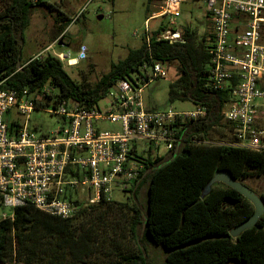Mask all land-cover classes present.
I'll list each match as a JSON object with an SVG mask.
<instances>
[{"label": "trees", "instance_id": "1", "mask_svg": "<svg viewBox=\"0 0 264 264\" xmlns=\"http://www.w3.org/2000/svg\"><path fill=\"white\" fill-rule=\"evenodd\" d=\"M148 1L151 5L154 0ZM150 5L147 20L156 13ZM58 6L43 4V0H9L0 11L3 89L34 92L48 84L56 89L61 101L72 100L88 109L103 99L118 79L128 77L152 59L168 67L176 65L177 78L169 85L170 102L190 101L206 106L208 112L206 117L186 123L177 152L149 160L130 191L129 202L102 200L79 211L73 219L52 216L31 205L16 208L13 221L0 220V264H83L94 253V222L100 224L114 211L125 212L128 234L138 249L135 254L118 253L116 264H264V215L255 227L233 238L230 232L254 215L252 203L221 183L201 199L217 171H228L239 182L264 178V151L184 143V139L208 138L222 124L221 112L229 99L228 91L205 86L210 64V20L206 17L210 25L201 37L190 25H182L181 36L174 42L158 40L167 28L164 23L159 25L140 48L129 50L125 58L113 63L108 73L90 85L74 81L50 54L22 64L24 33L33 12L45 8L62 14ZM58 22L61 28L71 23L63 14ZM18 61L21 69L17 68ZM9 124L16 126V122ZM144 190L145 206L140 198ZM258 195L264 202V193ZM81 216L87 217L86 224L77 233L74 222ZM145 243L166 252L161 263L150 259Z\"/></svg>", "mask_w": 264, "mask_h": 264}, {"label": "built area", "instance_id": "2", "mask_svg": "<svg viewBox=\"0 0 264 264\" xmlns=\"http://www.w3.org/2000/svg\"><path fill=\"white\" fill-rule=\"evenodd\" d=\"M185 1L160 0V10L153 17L164 18L167 28L158 40L180 38L177 20ZM205 3V16L212 25L205 86L228 91L229 99L221 112L222 124L213 129L218 137L210 134L205 139H184V143L264 151V0ZM87 53L82 44L76 58L57 52L52 56L73 67L85 60ZM166 76V65L151 59L138 71L118 79L108 94L88 109L72 100L61 101L48 84L30 92L6 90L0 83V208L8 210L0 220L13 221L15 209L27 205L73 219L102 200L114 201V187L130 195L149 160L177 152L186 123L202 119L208 112L200 104L183 112L147 108L145 87ZM103 100L106 102L100 106ZM11 110L27 117L35 111L48 112L61 119V126L49 134L31 130L27 121L14 120L16 126L11 127L5 121ZM106 124L113 128L104 130Z\"/></svg>", "mask_w": 264, "mask_h": 264}, {"label": "rangeland", "instance_id": "3", "mask_svg": "<svg viewBox=\"0 0 264 264\" xmlns=\"http://www.w3.org/2000/svg\"><path fill=\"white\" fill-rule=\"evenodd\" d=\"M9 3V0H0V11ZM43 4L59 5L57 9L65 15L71 23L61 28L58 22L57 10L52 12L45 8L36 9L31 17L29 28L25 31V44L22 47L21 61L26 64L31 58H42L53 55L55 52L63 53L70 58H76L80 45L88 48L87 57L76 66H68L63 62V68L76 82L94 85L109 72L111 65L127 56L131 49H138L144 43L146 36L156 30L159 25L166 24L164 18L148 19L151 13L147 12L148 0H43ZM161 2L152 1L150 10H160ZM205 0H186L182 5V16L177 20L180 30L182 25H190L198 31L201 37L210 25L205 16ZM81 13L75 23L72 19ZM154 14V13H153ZM61 31H64L61 33ZM57 39L56 41L54 39ZM53 46L51 50L45 51ZM166 78H159L144 89L143 98L147 108L156 110L173 109L176 112L195 110L194 103L190 101H169V85L177 78L176 65L167 66ZM100 103V106L105 104ZM18 121L21 124L28 122L31 130L40 134H49L61 126V119L48 112L35 111L29 117L20 115L11 110L5 121L11 123ZM106 124L104 130L112 129ZM211 137H218L216 131ZM257 194L264 193V178H253L242 182ZM141 204L145 206L146 196L143 191ZM112 199L115 202H129V193L122 192L114 187ZM0 208V215L7 212ZM87 217H78L74 225L76 232H80L82 225L86 224ZM95 221V219H94ZM94 253L83 264H116L119 260L117 254H135L138 249L128 234V225L125 212H111L99 224L94 222ZM150 259L154 263H161L166 252L160 248L145 243ZM228 264H237L230 262Z\"/></svg>", "mask_w": 264, "mask_h": 264}, {"label": "water", "instance_id": "4", "mask_svg": "<svg viewBox=\"0 0 264 264\" xmlns=\"http://www.w3.org/2000/svg\"><path fill=\"white\" fill-rule=\"evenodd\" d=\"M17 68L21 69L20 61L17 62ZM219 183L238 191L247 200H249L255 208L254 215L250 219L230 232V235L233 238H237L244 231L249 230L257 225L259 219L264 215V202L255 191L244 185L242 182L233 179L231 173L224 170H220L215 173L213 178L208 182L205 189L202 191L201 199H205L211 193L213 187Z\"/></svg>", "mask_w": 264, "mask_h": 264}, {"label": "crops", "instance_id": "5", "mask_svg": "<svg viewBox=\"0 0 264 264\" xmlns=\"http://www.w3.org/2000/svg\"><path fill=\"white\" fill-rule=\"evenodd\" d=\"M152 17H153V15H152ZM152 17L151 18H149V19H152ZM151 109V108H150Z\"/></svg>", "mask_w": 264, "mask_h": 264}]
</instances>
